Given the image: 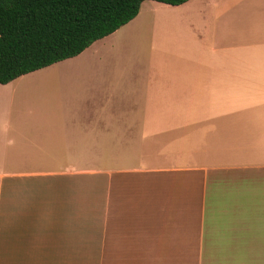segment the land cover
Masks as SVG:
<instances>
[{
  "label": "crops",
  "instance_id": "obj_1",
  "mask_svg": "<svg viewBox=\"0 0 264 264\" xmlns=\"http://www.w3.org/2000/svg\"><path fill=\"white\" fill-rule=\"evenodd\" d=\"M70 64L85 96L51 88ZM0 264H264V0H146L0 84Z\"/></svg>",
  "mask_w": 264,
  "mask_h": 264
},
{
  "label": "trees",
  "instance_id": "obj_2",
  "mask_svg": "<svg viewBox=\"0 0 264 264\" xmlns=\"http://www.w3.org/2000/svg\"><path fill=\"white\" fill-rule=\"evenodd\" d=\"M144 1L0 0V84L79 55L134 19Z\"/></svg>",
  "mask_w": 264,
  "mask_h": 264
},
{
  "label": "rangeland",
  "instance_id": "obj_3",
  "mask_svg": "<svg viewBox=\"0 0 264 264\" xmlns=\"http://www.w3.org/2000/svg\"><path fill=\"white\" fill-rule=\"evenodd\" d=\"M192 40V38H191ZM191 40H189L187 33H183L180 38H173L172 40L169 39V42L167 43H157L154 48L152 49V52H156L160 54L164 47H172L173 53L171 54V58L166 62L165 70H162L160 66L155 69L154 68V74L157 76H162L163 74L167 72L171 73H178V63H177V57L183 56L187 59H190L188 57L187 52V46L191 44ZM106 51L105 49H102L101 52ZM150 53V51H149ZM93 60H96L93 58ZM74 64L65 65V66H58L55 67L52 73L47 75L49 79H51V88L52 89H59L60 91H64V96H77L82 95L85 96V89L88 88L90 81H89V70H86L84 67L81 71L74 69ZM110 66L107 64V71L109 70ZM62 70L64 73H59L58 71ZM95 69V68H94ZM132 72L130 69L126 70L127 76H125L126 79L131 78ZM95 74L92 75V77L95 78ZM47 78V77H46ZM45 78V79H46ZM43 80V79H42ZM42 85V82L40 83ZM46 86H50L49 83L46 84ZM94 86H91L93 88Z\"/></svg>",
  "mask_w": 264,
  "mask_h": 264
}]
</instances>
